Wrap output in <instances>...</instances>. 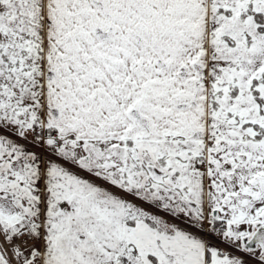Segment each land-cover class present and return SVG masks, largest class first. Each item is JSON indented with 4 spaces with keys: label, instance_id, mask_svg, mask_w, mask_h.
<instances>
[{
    "label": "snow or ice",
    "instance_id": "obj_1",
    "mask_svg": "<svg viewBox=\"0 0 264 264\" xmlns=\"http://www.w3.org/2000/svg\"><path fill=\"white\" fill-rule=\"evenodd\" d=\"M0 264H264V0H0Z\"/></svg>",
    "mask_w": 264,
    "mask_h": 264
}]
</instances>
